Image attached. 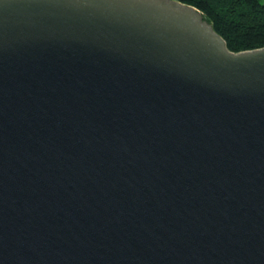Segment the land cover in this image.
Returning a JSON list of instances; mask_svg holds the SVG:
<instances>
[{
  "label": "water",
  "instance_id": "1",
  "mask_svg": "<svg viewBox=\"0 0 264 264\" xmlns=\"http://www.w3.org/2000/svg\"><path fill=\"white\" fill-rule=\"evenodd\" d=\"M0 264H264V48L175 0H0Z\"/></svg>",
  "mask_w": 264,
  "mask_h": 264
},
{
  "label": "trees",
  "instance_id": "2",
  "mask_svg": "<svg viewBox=\"0 0 264 264\" xmlns=\"http://www.w3.org/2000/svg\"><path fill=\"white\" fill-rule=\"evenodd\" d=\"M199 10L233 53L264 48L262 0H175Z\"/></svg>",
  "mask_w": 264,
  "mask_h": 264
},
{
  "label": "rangeland",
  "instance_id": "3",
  "mask_svg": "<svg viewBox=\"0 0 264 264\" xmlns=\"http://www.w3.org/2000/svg\"><path fill=\"white\" fill-rule=\"evenodd\" d=\"M262 2L264 3V0H262Z\"/></svg>",
  "mask_w": 264,
  "mask_h": 264
}]
</instances>
